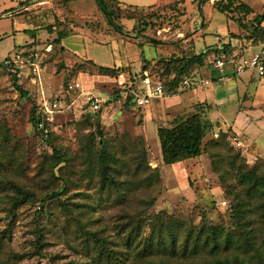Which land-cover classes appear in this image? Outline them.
I'll return each instance as SVG.
<instances>
[{"label": "rangeland", "instance_id": "rangeland-1", "mask_svg": "<svg viewBox=\"0 0 264 264\" xmlns=\"http://www.w3.org/2000/svg\"><path fill=\"white\" fill-rule=\"evenodd\" d=\"M4 1L0 0V264H222L226 259V264H264V222L258 198L252 199L246 216L238 215L234 171L230 170L224 181L227 161L221 170L213 164L214 160L222 162L225 140L236 152L241 151L230 128L220 130L210 119L213 127L200 158L164 164L158 129L176 117L192 115L201 102L189 103L190 107L182 110L166 97L135 108L118 95L114 79L122 70L139 77L145 64L188 47L194 30L204 26L205 17L214 13L228 19L227 15L212 12L208 3L202 6V0H120V4L106 0L121 31L107 22L95 0H30L31 9L26 12L34 18L33 23L54 27V32H49L52 35L21 47L40 65L41 71L36 73L30 63L13 71L1 66L6 58L15 57L29 23L26 14L2 17L10 5ZM260 2H253L257 12L261 11ZM14 11L8 10L9 14ZM144 21L154 25L139 35ZM61 30L70 38L67 46L56 41ZM218 32L203 37L199 33L195 53L220 44L224 35L220 29ZM187 34L188 39H183ZM151 38L159 41L151 42ZM153 56L156 58L143 62ZM110 65L120 66L117 73L101 77L89 91L102 101L95 112L90 93L82 95L69 86ZM152 68L158 77L164 70L163 65ZM198 74L202 70L192 77ZM15 78L27 95L15 87ZM214 85L206 91H212ZM187 89L180 86L177 92ZM101 92L117 95L108 98ZM43 96L63 98V109L56 113L52 125L53 144L66 158L59 164L52 146L36 134L31 120L32 108L42 103ZM159 107L163 111H158ZM259 126L264 129V120ZM263 134L258 140L261 145ZM102 138L112 155L110 180H104L98 170ZM88 142H93L91 154L85 153ZM247 160L250 166L261 162L250 156ZM46 195L54 197L45 200ZM169 218L181 239L188 229L197 233L210 226L218 228L222 245L216 255L168 257L161 253L153 262L139 257L170 243L163 223ZM38 225L44 230L40 248Z\"/></svg>", "mask_w": 264, "mask_h": 264}, {"label": "trees", "instance_id": "trees-1", "mask_svg": "<svg viewBox=\"0 0 264 264\" xmlns=\"http://www.w3.org/2000/svg\"><path fill=\"white\" fill-rule=\"evenodd\" d=\"M65 2H71L74 0H64ZM98 7L104 14V17L107 19V22L111 24L115 29L121 30L115 21V11L111 9L106 2V0H95ZM115 4H120V0H110ZM209 3V0H202V6ZM213 9L219 12H222L227 15L228 20L235 21L238 26L241 28V34L237 35L232 33L234 38H242L243 35H246L250 39L253 46L259 45L264 37V13L257 14L252 19H249V16L254 13L253 9L246 3L241 0H215L213 2ZM201 16H203V7H200ZM144 26L140 29L139 35L143 34V31L147 29L148 26H153L151 22L144 21ZM206 27V23L202 24ZM50 33L54 32V27H48ZM243 33V34H242ZM66 36L64 30H61L60 36L57 38L58 43H62V39ZM190 36L189 34L186 37ZM151 42H158L159 40L155 38L150 39ZM19 50V49H18ZM17 50V51H18ZM232 54L231 44H224L222 46H209L206 51L197 54L195 53V42L191 40L188 47H183L181 52L173 54L169 58L161 59L155 63H147L142 68L141 75L132 76L133 78H145V71H148L149 77L153 80H158L163 83L166 93L176 92L180 86H183V82L186 78H191L194 73L206 65L212 64L217 58H226L228 59ZM163 62V64H162ZM163 65L164 70L161 76L154 75L150 68L158 67ZM7 70H12L16 67L13 62L12 57L8 59L1 65ZM101 71L106 72V74H116L117 69L115 68H100ZM154 68H152L153 70ZM119 70V69H118ZM14 74H17L14 72ZM16 77V76H15ZM15 87L20 91V93L25 96L27 91L23 89L22 85L18 83L17 78H15ZM129 101V100H128ZM129 104V102H127ZM208 106L203 103L196 106L195 112L192 115L187 117L181 116L176 117L172 123L167 126H162L158 129V136L161 144L162 150V161L164 164H175L180 162H186L200 158L204 152V140L213 127V123L208 117ZM42 114L40 112V105L32 108L31 120L36 134L40 137H43L41 131L38 130L37 123L41 118ZM52 123H49L50 134L47 138H44L47 141V144H50L53 149V157L57 158V164L66 161L65 155L62 150L53 144V129ZM92 139H95V135H92ZM100 142L101 150L98 154V170L104 180H110L111 174L109 173L112 162L110 161L111 151L107 147V141L103 140ZM225 140L224 147L227 148L226 154L222 156L221 161H213L214 167L217 170H221L222 164L224 161L228 166L225 173L222 175L223 180L226 181L228 178L226 174H230V170L234 171V177L237 186H233V190L237 193L238 197L237 207H239L238 215L246 216L247 213L251 210L250 205L252 199L258 198V207L262 211V221L264 222V158H257L261 162H256L252 166L249 165L247 158L243 155L242 151L235 150L233 146H229ZM90 145L85 149L86 154L92 153V144L93 142H88ZM256 160V161H257ZM240 163V164H238ZM156 176L158 179H161V175L158 167H155ZM57 195L59 192L56 193ZM53 195H46L45 200L51 199ZM156 198L151 201V204H155ZM167 231L168 239L170 243L165 244L162 249L153 251L149 250L147 254H142L139 257H143L153 262V257L158 256L162 253L163 256H177L181 255L190 256V257H204L205 255L215 256L218 252L219 247H221L222 242L220 239L219 229L213 226H210L207 230L205 228L201 229L199 232H195L193 229H188L186 231L184 239L178 237V234L174 230V222L172 218L168 220H163ZM154 225V223L152 224ZM37 248L42 247V238L44 235L43 228L37 226ZM157 233V231H154ZM162 239V236L159 235ZM181 239V240H180ZM179 242V249L177 250V244ZM101 244V243H100ZM224 248H227V245ZM110 259V258H109ZM108 259V261H109ZM167 259V258H166ZM228 259L222 261V264H226Z\"/></svg>", "mask_w": 264, "mask_h": 264}, {"label": "crops", "instance_id": "crops-1", "mask_svg": "<svg viewBox=\"0 0 264 264\" xmlns=\"http://www.w3.org/2000/svg\"><path fill=\"white\" fill-rule=\"evenodd\" d=\"M30 0H5L4 4H10L4 12L2 17H8L13 14H26L28 17L29 23H26V27L23 29L25 33V38L21 45H18L19 50L17 52L27 54L28 50L25 47L26 45H31L40 37H48L52 34L49 33L47 28H41L39 22L33 23L34 18L29 15L26 11L30 10ZM242 2L248 4L254 11L253 14L249 16V19H252L257 14L264 13V0H261V11L257 12L256 9L253 7V2L255 0H241ZM36 2V1H35ZM96 2V1H95ZM213 2L209 4L212 12L213 9ZM97 5V2H96ZM8 10L14 11L12 14H9ZM224 14V13H223ZM205 17V16H204ZM1 18V17H0ZM221 18L224 21H228L227 23H221ZM42 19V18H41ZM226 19V20H225ZM205 23H207V28L202 27L199 30H194L193 36L190 38L191 40L196 41L198 38V34L200 33L201 36L214 34V32L220 31L222 35H224V40L221 41L220 44L217 45H210V46H222L224 44H231V58H234L236 62L240 61L244 57H248L254 53L260 52L264 46V43H260L259 45L253 46L251 44L250 39L243 35L242 38H234L232 33L237 35L241 34V28L235 21H229L226 16L212 13L211 18L205 17ZM264 26V22H263ZM19 31V29L15 30ZM22 31V30H21ZM31 33V36L29 35ZM54 34V33H53ZM219 34V32H218ZM243 34V33H242ZM189 37V36H188ZM188 37L184 36L183 39H188ZM219 38V37H217ZM69 36L62 39L63 46H67L69 44ZM151 45V44H149ZM155 46V45H154ZM133 47V45L131 46ZM156 47V46H155ZM209 47V46H208ZM206 47L203 51H206L208 48ZM136 48V47H133ZM157 48V47H156ZM160 50L159 48H157ZM136 51V50H135ZM136 53V52H135ZM229 57V58H230ZM133 59V56H131ZM151 58L143 59V62L150 61ZM8 58H6L7 60ZM139 59V58H138ZM141 59V58H140ZM215 62V61H214ZM214 62L210 65H206L201 67L199 70H202V76L198 74L196 77H191L192 80L195 82V86L193 87H186L190 88L187 89L188 91L184 93H178L177 91L174 93H166L164 97L154 98V99H162L167 97L168 101H171L173 104L178 105L179 109H186L195 103H203L205 106H208V117L212 120L213 123H217V127L222 130L225 127L230 128L231 136L234 138L235 145L239 146L243 155L248 158H264V145L258 143L259 137L262 136L264 133V129L260 128L259 123L264 120V75H260L258 71L254 68H248L246 71L237 74L233 68L232 64H227L224 70L216 69ZM235 62V63H236ZM141 66H143V64ZM118 68L120 66L117 65H110V66H101V68ZM142 68V67H141ZM141 70V69H140ZM148 72V71H145ZM109 74L106 72L97 73L94 75H89L88 77H84L83 82H80L81 78H78V83H80V87L76 91H80V94L84 95L91 90L96 88L95 83H99L102 81L101 77H107ZM201 76V77H200ZM42 77V74H41ZM115 85L117 86L116 77ZM142 79V78H140ZM205 80H210L209 84H205ZM216 82L217 85H214ZM214 85V88L209 93L206 91V87ZM118 95L126 102L128 98L122 90L117 86ZM91 94V92H89ZM102 93V92H101ZM107 93V92H106ZM106 93H102L103 96L108 98L112 96H116L117 94L107 96ZM81 95V96H82ZM68 96V95H67ZM43 98H47L43 96ZM65 100L67 97L65 96ZM66 102V101H65ZM152 103V101H151ZM151 103L146 106H136L129 103L130 106L135 108H145L151 106ZM63 109V108H62ZM93 110V108H92ZM158 111H163L160 107ZM96 112V111H95ZM214 118H217L216 120ZM223 120L222 122H220ZM219 120V121H218ZM218 121V122H216ZM258 127V130L254 127ZM264 135V134H263Z\"/></svg>", "mask_w": 264, "mask_h": 264}, {"label": "built area", "instance_id": "built-area-1", "mask_svg": "<svg viewBox=\"0 0 264 264\" xmlns=\"http://www.w3.org/2000/svg\"><path fill=\"white\" fill-rule=\"evenodd\" d=\"M264 43V41H263ZM32 55H27L24 53L17 52L13 58V62L16 67L24 66L26 63H30L33 70L36 73H40V65L32 61ZM234 58H217L214 62L216 69L224 70L227 64H232L235 72L240 74L246 71L248 68H254L258 71L260 75H264V46L260 52L254 53L248 57L242 58L240 61L236 62ZM117 86L124 92L129 100V103L142 107L151 103L154 98L164 97L166 95V90L162 82L158 80H153L149 77L148 72H145V78H133L126 71H119L116 76ZM205 84H209L210 80H205ZM186 87L195 86L194 80L192 78H186L183 82ZM80 87V83L70 84L69 88L76 91ZM62 99L61 96L56 98H43L40 104V112L42 114L41 118L38 120L37 127L41 131L44 138H47L50 134L49 123L54 122L55 115L62 109ZM89 101L92 103V108L94 111H99L101 109V103L99 97L94 94H89Z\"/></svg>", "mask_w": 264, "mask_h": 264}]
</instances>
